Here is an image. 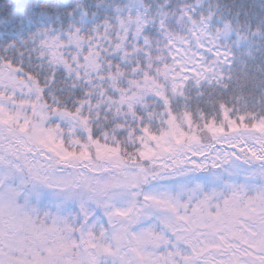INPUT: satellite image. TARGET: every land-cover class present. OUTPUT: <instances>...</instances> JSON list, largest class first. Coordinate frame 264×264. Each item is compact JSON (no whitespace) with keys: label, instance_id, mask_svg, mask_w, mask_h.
Returning a JSON list of instances; mask_svg holds the SVG:
<instances>
[{"label":"snow or ice","instance_id":"obj_1","mask_svg":"<svg viewBox=\"0 0 264 264\" xmlns=\"http://www.w3.org/2000/svg\"><path fill=\"white\" fill-rule=\"evenodd\" d=\"M0 264H264V0H0Z\"/></svg>","mask_w":264,"mask_h":264}]
</instances>
